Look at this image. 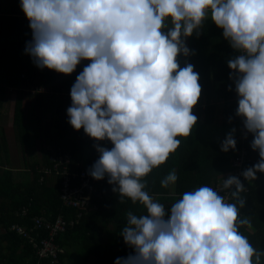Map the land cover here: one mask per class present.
<instances>
[{"label": "clouds", "instance_id": "clouds-1", "mask_svg": "<svg viewBox=\"0 0 264 264\" xmlns=\"http://www.w3.org/2000/svg\"><path fill=\"white\" fill-rule=\"evenodd\" d=\"M20 7L32 30L25 52L36 67L69 75L82 60L91 61L71 88L68 123L114 145L97 146L100 156L89 175H107L121 203L127 197L146 208L140 216L128 212L121 235L135 254L115 264H261L264 250L238 230L249 224L238 219L246 202L238 177L224 179L221 191L234 187L230 195L239 208L201 186L169 209L144 191L141 178L166 162L180 145L177 137L191 135L197 123L199 75L190 63L180 68L177 57L191 54L185 38L200 34L209 13L239 53L227 61L234 99L238 94L236 115L244 118L260 157L242 175L255 180L264 173V0H20ZM166 19L173 25L167 32ZM234 132L221 151L236 149ZM177 179L173 170L161 184Z\"/></svg>", "mask_w": 264, "mask_h": 264}, {"label": "trees", "instance_id": "trees-1", "mask_svg": "<svg viewBox=\"0 0 264 264\" xmlns=\"http://www.w3.org/2000/svg\"><path fill=\"white\" fill-rule=\"evenodd\" d=\"M16 19H20V16L15 13L5 10L0 12V107L7 86L25 83L23 78L20 81L21 84L13 81L17 79V76L12 75V72L16 68V61L20 54L10 52L7 48L8 44L7 47L4 44L5 38L13 37L14 20ZM25 20L29 21L27 17ZM209 23L212 21H204L203 25L206 26ZM190 37L191 41H195L190 47L186 45L191 50V54L188 56L180 54L177 60L180 68L185 67L186 64H192L194 72L199 75L198 83L201 85V95L197 104L193 106V114L197 117V123L191 135L177 137L180 140V145L170 153L166 162L153 168L147 176L141 178V182L146 183L144 191L152 197L154 202L163 204L166 209L182 198L183 193L187 191H193L201 186H214L219 178L230 173L231 160L235 153L242 148V142L238 140V137L242 135L244 118L236 115L238 101L234 99L235 84L233 80L229 79L233 70L228 67L227 63L229 59H233L239 53L230 46L229 41L223 49L220 45L216 49V39L210 37L206 30H203L200 35L194 31ZM29 38L32 39L31 28ZM21 54L29 65L34 66L32 76L28 77V83L37 89L32 96L33 101L27 112L23 106L25 93L19 90L16 96L14 127L17 129L18 139L23 145L24 140L30 135L29 132L40 130L42 119L37 110L42 111L46 107L49 108L50 106L47 105L49 98H53L56 94H62V98L64 92L68 108L72 105L71 88L77 76L91 61L82 60L72 74L65 75L47 68L39 69L33 63L32 58L26 54L25 49ZM230 86L231 90H229ZM40 89L45 90L41 92ZM26 119L29 124L26 123ZM217 119H220L219 122L225 129L237 127V132L233 133L237 142L235 150L221 151V143L226 135L215 141H207L206 127ZM67 120L66 126L63 121L56 120V124L61 123V132L58 133L60 137H58L55 148L64 146L71 152L73 160L70 168L72 170L77 167L79 161L91 160L92 150L98 156L95 158V163L100 156L97 146L102 147L103 142L89 136L84 137L87 134L83 128L75 130L70 125L71 130L69 131ZM253 138L252 133L247 135L245 149L249 158L259 161L258 150L253 151L251 148ZM90 140L92 141L91 151L88 149ZM112 147L114 145L111 141L107 142L106 148L111 149ZM7 154L8 145L3 136L2 143L0 142V200H4L6 204L3 209L2 203H0V224L6 229L3 240L11 245V253L7 255L4 264H36L35 250L27 241L8 232L10 227L18 224L30 228L32 226L30 219L35 217L44 218L51 225L60 217L70 222L75 218L76 212L65 208L61 202L60 178H56L52 188L47 187L44 181L40 182V178H34L29 184L17 183L14 180L13 172L4 168V156ZM92 166V164H88L85 167L90 169ZM247 166L249 168L254 165L250 163ZM173 170L178 177L177 181L175 184L163 187L161 181ZM108 179L107 175L102 179L106 181L104 188L101 189L102 199H98L96 196L93 199V203L98 207L97 212L85 215L79 226L67 229L65 234L56 237L55 243L65 248V254L60 256V264H66L67 260L71 264H90L92 262L115 264L117 258L135 254V249L125 243L121 232L127 226L128 212L140 216L147 214L146 208L139 201L133 203L127 197L121 203L120 193L113 192V185L108 183ZM243 184L245 188H249V192L240 193V198L246 202L245 206L239 209L238 219L247 218L249 224L240 225L238 230L247 237L254 248L264 250V176L253 184ZM232 203H237V201L233 199ZM237 207L239 208L238 203ZM23 208L29 209V219L25 221L16 216ZM41 235H46V232H42ZM254 260L255 257H253ZM261 264H264V256L261 257Z\"/></svg>", "mask_w": 264, "mask_h": 264}, {"label": "built area", "instance_id": "built-area-1", "mask_svg": "<svg viewBox=\"0 0 264 264\" xmlns=\"http://www.w3.org/2000/svg\"><path fill=\"white\" fill-rule=\"evenodd\" d=\"M235 99L238 101V94L235 90ZM242 135L238 137V140L242 142V148H240L235 156L231 160V171L226 176L218 179V181L212 186L217 191H220V195L225 196L226 202L232 203L233 198L230 195V191H234V187L229 191H221L223 180L229 176H236L242 183L253 184L260 180L264 173L257 172L255 180H245L242 173L248 168L250 163L255 165L258 161L249 158L248 152L245 149V143L249 132L242 127ZM73 156L70 151L63 147L53 148L49 152L48 163L49 166L42 170L44 176L40 177V182L44 181L45 176H54L61 179L60 184V199L63 206L67 209H71L76 212L74 220L67 222L64 218H57L51 225L47 223L44 218H31L30 222L32 226L13 225L10 227L9 232L16 235L19 238L27 241L28 244L35 250L37 258L36 264H60V256L65 254V249L55 243L57 236L65 234L67 229H73L80 225V222L89 213H95L98 210L96 204L93 203L95 196L98 199H102L106 181L96 180L89 175V169H86L81 164H77L75 169H71ZM246 193L249 192V188L246 187ZM29 209L23 208L20 213L17 214L22 220L29 219ZM46 232V235L42 236L41 233Z\"/></svg>", "mask_w": 264, "mask_h": 264}, {"label": "crops", "instance_id": "crops-1", "mask_svg": "<svg viewBox=\"0 0 264 264\" xmlns=\"http://www.w3.org/2000/svg\"><path fill=\"white\" fill-rule=\"evenodd\" d=\"M3 4H6L5 0ZM3 4H2V9H0L1 11L5 10ZM204 21H212L210 17V13ZM165 24H166V29H164L163 31L167 32V28H171L173 25L171 24L170 19H166ZM203 30H206V32L210 34V37H214L216 39L217 42V45H215L216 49L218 48V45H220L221 49H223L224 45L228 42V40H226L223 36V30L218 28L213 22L207 24L206 26L202 25L200 29V34L202 33ZM190 38L191 37L186 38V43H187L186 45H188V47L192 46V44L195 43V41H191ZM198 38L200 39V36H198ZM27 66L30 71L34 70L33 65L31 64L29 65L27 63ZM28 77L27 79L23 78L25 83L21 84V82H19V84L21 85L7 86L5 94L2 97L3 100V98H6L8 96L7 94L9 93L10 98H12L13 96V98L16 100L18 91L22 90V92L25 93V95L23 96L24 98L23 101L24 103L25 102L27 103V105L24 106L25 112H27L30 104L32 103L33 101L32 96L37 90L28 83L29 82ZM14 91L15 94L12 95L11 92ZM40 91L43 92L44 90L40 89ZM63 104L65 105L63 106ZM47 105H49L50 107L49 108L46 107L42 111L37 110V113L41 116L42 119L40 130L29 132L30 135L27 137V139L24 140L25 143L23 145H21L18 139V135L16 131L17 129L14 127V114L11 111L9 113H5L3 105L0 107V142L2 143V137L4 136L6 138V143L8 145V154L7 156H4L5 158L4 168H6L7 170H11L13 172L14 180L17 183L29 184V182H31L34 178L39 179L41 176H43L42 170L45 167H47L48 164L47 162L48 153L53 148H55L58 137H60L58 136V133L61 132L60 129L61 123L56 124V120L58 119V121L60 120L63 121L62 119L63 115H65L66 118H69L67 115L68 103L67 102L64 103L61 96H58L57 98L56 97L49 98V103ZM57 107H61V108H57ZM47 114L50 115V119L47 118V120L45 121ZM219 121L220 119H217L213 124L208 125L206 127L207 136L212 133V131L210 130L211 127H214L215 130H218V128L221 125ZM26 123L29 124L27 119H26ZM61 147L65 148L64 146ZM79 164L82 165L80 161ZM89 164H92L90 159H89ZM55 180L56 178L54 176L52 177L46 175L44 178V184L47 187L52 188L54 186ZM0 203H2L1 206L4 209L6 202H4V200H0ZM5 235H6V229L5 227H3V225L0 224V239H1L0 264L6 263V257L11 253V245H9L7 241L3 240Z\"/></svg>", "mask_w": 264, "mask_h": 264}, {"label": "rangeland", "instance_id": "rangeland-1", "mask_svg": "<svg viewBox=\"0 0 264 264\" xmlns=\"http://www.w3.org/2000/svg\"><path fill=\"white\" fill-rule=\"evenodd\" d=\"M3 2H4V0H0V9H2ZM5 2H6V4H3V6L5 7V10L8 9L6 11H8L9 13H11V12L14 13L15 12L16 15L20 16V19L14 20L15 28L13 29L14 33H12L13 37L12 38H9V37L5 38V42H4L6 47H7V44H8L9 47H7V48H8V50L10 52H14V53H19L20 54V57L18 58V61H16L17 62L16 63V68L12 72L13 73L12 75L15 74V76H17V79L13 80L16 83V82H20L22 80V78L27 79L28 74H29V76H32V74L34 72V70L33 71L29 70V68L27 66L26 59L21 54L23 52V50L26 48V44L31 40L29 38L30 26H29V21L25 20V17H26L25 13L21 10L20 0H5ZM0 12H1V10H0ZM24 63H26V64H24ZM56 79H58V78H56ZM42 90H45V89H42ZM11 94L12 95L15 94V91L11 92ZM7 95L8 96L7 97L5 96L6 98H3V100H2V102H3L2 105H3V108H4V112L5 113H9L11 111L14 114L16 100L13 98V96H12V98H10L9 93ZM61 95L62 94H56V96H54V97L57 98L58 96H61ZM63 96L64 97H62V99H63V101L65 103V102H67L66 101L67 99L65 97V93L64 92H63ZM25 105H27V103L26 102L24 103V101H23V106H25ZM64 105L65 104H63V106ZM47 118L50 119V115H48V114L46 115L45 121L47 120ZM62 119H63V123L65 125V122L67 120L65 115L62 116ZM46 125H47V123H46ZM67 127H69V131H70L71 130L70 124ZM233 129H235L234 133H236L237 132V127H227L225 129L224 127H222L220 125L218 130H215L214 127H211L210 130L212 131V133L206 137L207 141H215V140L219 139L220 137H222L224 135H227ZM84 137H88V135H86ZM81 139H83V138H81ZM102 142L104 144L102 147L106 148L107 142H109V141L108 140H103ZM88 149H89V151L92 150V141L91 140L89 142ZM98 154H99V152H98ZM97 157L98 156H96L95 151L92 150V158H91L92 165L94 164L95 158H97ZM81 163L85 167V166H88L89 161H86V162L82 161ZM16 216H17V214H16ZM104 239L106 240L107 237L105 236ZM66 264H71V262L69 260H67ZM90 264H95V263L92 262Z\"/></svg>", "mask_w": 264, "mask_h": 264}]
</instances>
